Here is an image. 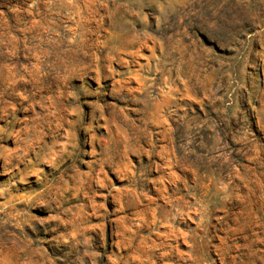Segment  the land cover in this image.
Wrapping results in <instances>:
<instances>
[{
  "label": "rangeland",
  "instance_id": "obj_1",
  "mask_svg": "<svg viewBox=\"0 0 264 264\" xmlns=\"http://www.w3.org/2000/svg\"><path fill=\"white\" fill-rule=\"evenodd\" d=\"M0 264H264V0H0Z\"/></svg>",
  "mask_w": 264,
  "mask_h": 264
}]
</instances>
